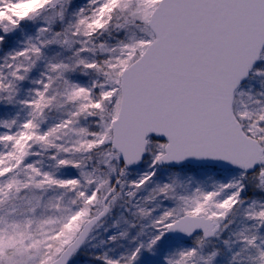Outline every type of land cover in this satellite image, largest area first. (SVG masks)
<instances>
[{"label":"snow or ice","instance_id":"6c2138e0","mask_svg":"<svg viewBox=\"0 0 264 264\" xmlns=\"http://www.w3.org/2000/svg\"><path fill=\"white\" fill-rule=\"evenodd\" d=\"M0 264H264V0H0Z\"/></svg>","mask_w":264,"mask_h":264}]
</instances>
